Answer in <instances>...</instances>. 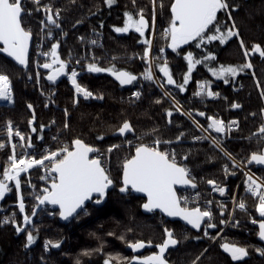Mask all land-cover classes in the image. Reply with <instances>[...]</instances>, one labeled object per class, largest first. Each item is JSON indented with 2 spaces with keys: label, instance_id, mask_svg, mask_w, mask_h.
Instances as JSON below:
<instances>
[{
  "label": "trees",
  "instance_id": "obj_1",
  "mask_svg": "<svg viewBox=\"0 0 264 264\" xmlns=\"http://www.w3.org/2000/svg\"><path fill=\"white\" fill-rule=\"evenodd\" d=\"M26 2L29 8L34 7L32 0ZM160 2L161 0H156L153 29L151 0H135V4L132 0H115L111 6L105 4L104 0H40L42 5L50 4L53 13L56 9L60 10L57 19L60 28H53L52 37L46 35L49 29L45 26L46 20L45 25L40 24L46 16L41 7L23 18L25 27L30 28L33 33L28 67L19 68L6 54L0 53V73L9 76L14 94L13 103L0 105V122L10 120L17 124L26 135H31L37 148L46 144L49 149L54 150L65 144L70 145L71 140L77 137L104 152L112 144L119 145L109 154L110 175L116 181L117 187H110L107 198L98 205L89 202L88 214L81 213L78 219H72L69 224L58 221V211L51 215L47 205L39 206L36 216L33 217L35 228L28 226L37 239L28 247L24 246L25 232L17 233L15 224L11 222L3 226L0 224V264H76L77 260L80 264H103L108 254L114 258L117 253L128 257L147 255L155 250V244L162 242L165 226L173 229L180 240L166 256L170 264H192L193 261H196V264H264V254L256 251L257 248L264 249V242L257 235L256 225L250 222L259 218V213L255 210L256 200L240 181L242 169L233 165L232 161L206 138L205 133L192 123V119L184 114L191 111L205 127L208 115H216L225 122L230 118L237 119L239 130L231 132L227 139H221V144L238 162L247 161L251 152L264 149V143H260L259 137L253 135L258 126L260 109L264 105V97L260 95L264 90V58H260L258 53H250L248 59L251 60L253 68L245 69L236 77H229L227 84L208 71V67L218 68L220 65L245 62L243 50L239 46L240 38L249 48L253 43H261L264 46V0H234L239 7L232 9V17L240 30V37H234L225 44H220L219 41L209 44L205 41V46L201 48L196 47V42L181 45L184 53L193 51L197 59L201 54L207 55L208 51H213L216 60L209 62L207 67L203 63L197 65L184 92L166 86L180 102L179 112L175 110L172 99L164 96L165 89L158 86L157 81L164 80L158 75L157 67L152 69L155 80H145L141 75L146 63L141 58L144 45L139 34L134 33L133 29L128 33H116L113 27L123 26L125 11L135 14L138 9L144 8V15L150 25L146 36L153 39L150 55L154 58V65L162 63V58L166 56L174 79L182 81V73L187 71V62L183 59V54L177 55L167 47L168 42L162 36L163 29L168 26L172 0H163V10ZM218 16L227 26H231V21L225 13H218ZM78 20L81 23L78 24ZM40 39H43L42 51H48L52 43L59 41L58 53L61 59L68 62L66 69L76 68L78 82L93 92L92 97L85 98L82 94H77L74 86L65 77L56 85L48 84L44 75L49 70L42 67H38V70L43 91L50 95L49 99L45 94L36 91L33 87L35 81L30 84L26 82L29 75H35L32 55L38 47L35 43ZM93 40L96 41L95 45L91 43ZM160 48L165 49L164 53L159 52ZM157 57L160 59H155ZM77 60H80L79 64L76 63ZM44 62L45 59L39 60V65ZM89 62H96L101 67L115 66L117 70H127L136 74L137 80L127 87H122L106 72H89ZM204 79L211 81L212 90L219 92V97L193 95L197 90L196 82ZM134 90L141 92L139 98L130 95ZM101 96L102 98H98ZM157 100L160 102L157 103ZM29 103L33 105L32 109L28 108ZM231 103H238L241 107L231 108ZM168 109L173 110L171 117L167 115ZM33 111L36 119L29 125ZM200 111L206 115L199 116ZM125 119L131 122L134 131L122 136L116 129ZM65 123L68 124L67 128L64 127ZM40 124L45 127L40 129ZM32 127H36L37 132L33 133ZM152 129H156L154 134L151 133ZM181 133L184 135L177 140L176 137ZM207 133L220 137L212 130ZM101 136L103 139H99ZM125 136L127 140L132 141L131 146L125 142ZM193 136H199L201 139L194 140ZM39 137H42V140ZM156 139L162 141V150H175L177 160L186 164L191 177L195 178L197 191L204 199L213 201L212 208L216 216L214 222L217 228L208 229L210 236H214L223 228L215 240L205 236L202 230L195 233L178 221L170 222L157 212H146L141 206L143 199L138 196L119 194L123 160L133 154L137 143L151 145ZM6 162L5 153L0 150V177ZM224 164L229 166L227 176L223 171ZM251 168L264 179V169ZM41 172L39 167L34 168L28 179H21L22 195L28 206L37 204L33 191H41L47 185L38 178ZM209 179L222 182V186L226 185V192H213V186L207 184ZM232 195L236 196L237 202L241 198L245 200L247 211L239 208L233 210ZM15 196V190L12 188L5 198L13 201ZM221 203L225 204L227 209L223 218L227 219L228 213L233 216L227 225L219 223L221 217L217 205ZM15 218L18 223V217ZM237 221L239 225L234 226ZM109 233L113 235H108ZM121 235L131 241L151 239L153 244L146 245L142 254H136L125 241L118 239ZM46 240H60L61 247L45 250ZM223 242L246 246L249 255L241 261H233L231 256L220 248ZM85 250H90L91 254L84 255ZM197 256L200 257L199 260H196ZM119 264L123 262L120 261Z\"/></svg>",
  "mask_w": 264,
  "mask_h": 264
},
{
  "label": "snow or ice",
  "instance_id": "obj_2",
  "mask_svg": "<svg viewBox=\"0 0 264 264\" xmlns=\"http://www.w3.org/2000/svg\"><path fill=\"white\" fill-rule=\"evenodd\" d=\"M105 4L111 6L115 3V0H104ZM153 5L152 10V28L155 27V8L156 0H151ZM135 4V0H132ZM33 8L27 6L26 0H0V53L6 54V57L12 58L21 66L27 67L29 64V45L32 39L33 33L30 28L25 27L23 18L25 15H30L34 10L38 11L39 8H43L46 13L47 25L45 20H41L40 24L48 27L46 33L47 36H53V28H60V24L57 18L60 15V10L56 9L53 14L52 6L50 4H41L40 0H32ZM161 10H163V0L160 2ZM239 5L234 3V0H172L170 5V18L168 26L163 29L162 36L168 42L167 47L171 48L177 55L183 54V59L187 62V71L182 73V81L174 79L172 70L169 67V61L167 57H163L162 63L154 65L153 57L150 53L152 51L153 39L146 36V30L149 29V20L144 15V8L138 9L133 12H124L123 26H113L116 33H128L130 29H134L136 33L142 38L144 45L142 60L145 61L146 67L141 75L145 80L152 81L154 79L153 67H157L166 81H157L158 86L164 88V96H168L172 99L177 112L181 111L180 102L172 94V92L166 88V85H174L179 92H184L189 80L192 79L193 70L197 65L204 64L206 67L209 62L216 60V54L213 51H208L207 55H200L197 59L193 51L183 52L181 45L189 44V42H196V47L201 48L205 46V41L209 44L214 41H219L220 44H225L234 37H240V30L236 26V22L232 17V9L238 8ZM225 13L228 20L231 21V26H227L218 16V13ZM81 23V21H77ZM103 22H101V27ZM83 40V37H81ZM93 45L96 41H91ZM59 41L52 43L48 51H41L39 55L45 58V62L38 67L50 70L47 75L48 81H56L57 78L65 73L68 62L61 59L58 53ZM239 46L243 50L245 62L240 64H228L220 65L217 67H208V71L218 79H223L225 84L229 83V77H236L239 73L245 71V69L253 68V64L248 59L250 53H258L260 58H264V46L261 43H253L251 47H247L242 38L239 39ZM179 50V51H178ZM165 49L160 48L159 52L164 53ZM50 57V59H48ZM155 59H160L157 57ZM95 61V57H93ZM77 64L80 60L76 61ZM87 69L92 73L109 72L120 85L133 84L137 80V75L127 70H117L115 66L101 67L96 62L87 63ZM37 81L39 80V72L36 74ZM78 73L75 68L71 69L68 74V79L74 86L77 94H82L85 98L92 97L93 92L87 87H84L78 82ZM197 90L193 93L194 96H206V97H219L220 93L213 91L211 87V81L204 79L196 82ZM259 86V82L257 83ZM133 96L139 98L141 96L140 91L132 93ZM261 97H264V90L260 93ZM98 98H102L98 97ZM227 99V97H225ZM0 100L6 101L11 104L14 102V94L11 85V80L8 75L0 73ZM160 101L157 100V103ZM47 106V105H46ZM231 108H240L238 103H231ZM28 108L32 109L33 105L28 104ZM172 109L167 110V115L172 116ZM264 112V109H261ZM192 119V123L201 130V132L215 131L218 134H229L232 132L233 127L238 128L239 123L237 120H229L227 123L218 118L216 115H208L206 117L208 123L207 127L202 125L197 120L191 111L184 113ZM199 116L204 117L205 112L200 111ZM65 115H67V109H65ZM36 119L35 112L33 111L32 118L28 121L29 125L33 124ZM171 122V121H169ZM45 126L39 125L40 129ZM65 128L68 124L65 123ZM33 133L37 132L36 127H32ZM133 126L130 121L125 119L122 124L116 129L120 135L124 136L125 133L133 132ZM156 129H152L151 133H155ZM259 133V142L264 143V123H261L257 129ZM6 134L9 142L15 134L19 138L18 144L21 147L22 154L17 156L16 147L17 143L11 144V153L7 156V162L3 169V178L0 179V198H4L6 193L12 190L14 186L16 195L18 197L19 213L23 214V223H17L15 213L11 217L5 216L3 220H0V224L11 222L16 225L15 231L17 233H26L25 247L33 244L37 239L33 231L28 226L35 228L33 224V217L36 216L37 210L40 205L51 204L58 206V215L63 220L78 219L81 213L87 215L88 210L86 201L93 200L95 198V204H100L105 200L108 195L109 188L115 189L117 187L116 181L110 175V168L105 167L104 153L99 148L92 144L86 143L83 139L77 137L71 140L70 145L65 144L62 147L52 149H45L42 154H39V159L33 155L29 149H33V139L30 134L26 135L18 128L13 130L12 121L7 122ZM181 133L176 137L177 140L181 139ZM207 139L211 140L213 145L219 148L232 164H236L235 157L221 144L222 137L213 136L209 134ZM42 140V137H39ZM103 139V136L99 137ZM139 139V138H137ZM194 140H199L201 137L193 136ZM251 139V136L249 137ZM125 142L130 146L131 140H127L125 136ZM162 141L156 139L151 145L147 143H137L134 149V154L123 160L122 164V177L119 184V192L122 194L131 195L133 193L144 194L146 199L141 205L143 209L148 212H154L159 210L166 214L168 217H180L187 225H190L194 229H201L204 226V235L210 236L208 229L217 228V224L214 222L216 219L214 210L210 207L213 204L212 200H206V206L201 207L199 204L193 207H189V198L186 196L178 195L177 186H191L196 188L195 178L191 177L190 171L186 164L177 160V154L175 150L169 151L168 149L162 150L160 145ZM170 143V142H165ZM7 147L5 141L0 140V149ZM119 145L112 144L108 147L107 152L111 153L113 149H117ZM187 159V157H185ZM47 162V163H45ZM255 162L256 165L261 166L260 169H264V149L259 151H253L247 161L243 163ZM38 165L45 168L46 172L50 175L43 176L41 179H47L50 183V187L43 188L42 194H36L35 200L38 202L31 209L29 214L26 211L25 198L21 194V173H26L33 166ZM223 171L225 176L229 174L228 164H224ZM246 179L244 185L246 191L253 197H256L258 203L255 204V210L259 213L258 219H252L253 225H258L257 235L261 240H264V179L254 178V175L249 171L244 172ZM8 182H14V185ZM30 183V181H28ZM207 184L212 185L214 192L224 194L227 190V186H222V182L218 183L214 179L207 180ZM33 189L35 186H32ZM195 198L199 200L200 193L196 192ZM233 210L239 208L247 211V204L243 198L238 202L236 196L232 195ZM220 213L219 223L227 225L233 216L228 213L227 219H224L226 212V205L221 203L217 205ZM239 222H236L238 226ZM130 231V229H129ZM223 231L221 228L216 232L214 236H210V239L215 240L216 236L220 235ZM164 237L162 242L155 244L157 251H151L147 255H132L121 256L119 253L114 258L111 254H108L103 261V264H119L120 261L123 264H170V261L166 257V252L170 247H174L179 244L180 240L176 236L175 231L168 227L163 229ZM108 235H113L109 233ZM118 239L125 241L133 252L139 249H144L146 245H152L153 241L148 239H137L135 241L126 240L124 235L118 237ZM185 239L187 236L185 235ZM60 248V240H46L44 243L45 250L49 248ZM220 248L224 252L230 254L233 261H241L244 257L249 255L246 246H240L237 243L223 242L220 244ZM102 250V249H101ZM256 251L264 254V249L257 248ZM90 250H85L84 255H90ZM200 257L197 256L196 260ZM76 264H80L79 260ZM192 264H196L193 261Z\"/></svg>",
  "mask_w": 264,
  "mask_h": 264
},
{
  "label": "built area",
  "instance_id": "obj_3",
  "mask_svg": "<svg viewBox=\"0 0 264 264\" xmlns=\"http://www.w3.org/2000/svg\"><path fill=\"white\" fill-rule=\"evenodd\" d=\"M42 12H44V9H43ZM53 14H54V13H53ZM57 19H59V17H58ZM42 20H46V16H44ZM42 26H43V25H42ZM35 44L38 45V47H36V49H35V51L33 52V55H32V59H33V64H32V66H33V70L35 71V74H36V73L38 72L37 61L39 62V60H41V59H45V58H44L42 55H39V52L42 51L41 45L43 44V39H40V40H39L38 42H36ZM72 68H73V67H72ZM75 69H76V68H75ZM76 71H77V70H76ZM70 72H71V68H70V69L66 72V74H65L66 79L69 81V83H71V81H70L67 77H68V74H70ZM77 73H78V71H77ZM77 79H78V77H77ZM33 81H35L33 87L36 89V91L45 94L46 98L49 99V98H50V95L44 93V91H43L41 76L39 75V80H38V81H37V76H36V75H34V77H32V75H29V76L27 77V79H26V82L29 83V84L32 83ZM48 90H49V88H48ZM134 91H136V90H134ZM132 93H133V92H132ZM132 93L130 94L131 96H133ZM0 105H9V103H7L6 101L0 100ZM261 109H264V105L262 106ZM261 109H260V112H259L260 117H259V122H258V124H257L258 126H257V127L254 129V131H253V135L258 136V137H259V133L257 132V129H258V127H259V125H260L261 123H264V112H261ZM229 120H237V119H235V118H231V119H228L227 121H229ZM237 121H238V120H237ZM7 122H8V121L0 122V140L5 141L6 144H7V147H5V148H3V149H0V150H1V152H4V153H5V157L7 158V156L11 153V144H12V143H17V147H16V150H15V151H16L17 156H19L20 154H22V151H23V150L21 149V147L19 146V144H18L19 138L16 137L15 134H13V137L11 138V141L9 142L8 137H7V134H6V126H7ZM226 123H227V122H226ZM12 124H13V130H14V133H15V130H16L17 128L20 130V128H19V126H18L17 124H15L14 122H12ZM238 130H239V127H238V128L233 127L232 132H237ZM20 131L23 132L22 130H20ZM23 133H24V132H23ZM229 134H230V133H229ZM229 134L225 135V134L221 133L220 135H221V137H222L223 139H227ZM60 147H61V146H60ZM45 149H49V148H48V146H47L46 144H43V145H41V147H39V148H37V147L35 146L33 149H29V151H30L33 155H35L37 159H39V154H40L41 152H43V150H45ZM5 150H6V151H5ZM54 150H55V149H54ZM101 152L104 153V157H105V167H108V168H109V164H108V163H109V154H110V153H108L107 151H106V152L101 151ZM45 163H47V162H45ZM235 165H236L238 168L242 169V175H241L240 181L242 182L243 185H244L243 182H244V180L246 179V177L244 176V172H245V171H249V170H250V172L254 175V178H261V177H260V176H259V175H258L253 169H252V168L250 169V168L246 167L244 163L242 164V162H240V161H239V162L236 161V164H235ZM37 167H39V168L42 170L41 175H40L38 178H39L41 181H43L45 184L47 183V185L45 186V187H47L48 184H50L49 181H48L47 179H41V177H43V176H48V175H50V174L46 172L45 168L40 167V166H38V165L33 166V168L29 169L26 173H21V179H22L23 177L26 178V179H28V176H29V174L31 173V171H32L34 168H37ZM2 174H3V173H2ZM2 174H1V177H0L1 179L3 178ZM9 183L12 184V185H14V182H9ZM43 187H44V185H43ZM45 187H44V188H45ZM244 187H245V190H246V186H245V185H244ZM12 188L15 190L14 186H13ZM196 192H198V191L181 190V191H178V194L181 195V196H186V197L189 198V205H188L189 207L196 206L197 204H199L202 208L205 207V206H206V199H204V198L200 195L199 200H197V199L195 198V194H196ZM213 192H214V191H213ZM218 193H219V192H218ZM21 194H22V190H21ZM36 194H42V191L34 190V191H33V196H34V198H35V195H36ZM15 195H16V192H15ZM251 196H252V195H251ZM254 198H255L256 201H257L256 203H258L257 198H256V197H254ZM25 205H26V210H27L28 205H27V201H26V200H25ZM35 205H36V204H35ZM33 206H34V205H33ZM33 206H32V205L29 206V210H31ZM40 206H41V205H40ZM210 207H212V205H211ZM13 213L16 214L15 216H19L18 197H17V195L15 196V199H14L13 201L6 200L5 197L2 198V201H1V203H0V220H3V218H4L5 216H9V217H11ZM50 214H51V215L54 214V211L51 210ZM20 215L23 216V214H21V213H20ZM14 218H15V217H14ZM250 222L252 223V220H250ZM7 223H10V221H9V222H6V223H2L1 225L3 226V225H5V224H7ZM202 233L204 234V230H203V229H202ZM44 249H45V248H44Z\"/></svg>",
  "mask_w": 264,
  "mask_h": 264
},
{
  "label": "water",
  "instance_id": "obj_4",
  "mask_svg": "<svg viewBox=\"0 0 264 264\" xmlns=\"http://www.w3.org/2000/svg\"><path fill=\"white\" fill-rule=\"evenodd\" d=\"M133 32L134 33H136L135 32V30L133 29ZM138 34V33H137ZM31 44H32V39H31V41H30V45H29V56H30V52H31ZM0 46L2 47V44H0ZM9 59L10 60H12L14 63H15V65L17 66V67H19V68H22V69H24V68H27V67H25V66H21V65H19L17 62H15L12 58H10L9 57ZM50 71V70H49ZM49 71L45 74V76H44V78H45V80L48 82V84H52V85H56V84H58V83H60L62 80H63V77H64V75H65V73H62L58 78H57V80L56 81H48L47 80V75H48V73H49ZM101 73H105V72H101ZM111 78H112V80L115 82V83H117L118 85H120V83H119V81L118 80H116V78L113 76V75H111V73H109V72H106ZM158 75H160L161 77H162V79L164 80V81H166V78L165 77H163V73H161L160 71H158ZM120 86H122V87H127V85H120ZM166 86H169V87H175L174 85H166ZM206 136H208V134H206ZM211 141V140H210ZM133 154H134V150H133ZM254 167V168H257V169H260V167L261 166H259V165H256L255 164V162H252V163H246V167ZM121 174H122V171H121ZM121 177H122V175H121ZM196 183V182H195ZM48 187H50V184H49V186ZM197 188H198V184L196 183V188L195 189H193L190 185L189 186H177V190H179V189H190V190H194V191H196L197 190ZM110 189V188H109ZM118 192H119V190H118ZM119 194L121 195L122 193H120L119 192ZM122 195H126V194H122ZM133 195H135V196H138V197H140V198H142L143 199V203H144V200L146 199V197L144 196V194H141V193H133ZM107 197H105V199H106ZM2 200V198H0V201ZM89 202H95V198H93V200H90V201H86V206H87V204H89ZM103 202V201H102ZM142 203V204H143ZM48 206L51 210H55V211H58V206H55V205H51V204H45L44 206ZM143 210H145V209H143ZM146 211V210H145ZM146 212H148V211H146ZM155 212H157L158 214H160V216H162L163 218H165V219H167L168 221H170V222H179L180 224H182L183 226H185L186 228H189L190 230H192V231H194L195 233H199V231L203 228V225H202V228L201 229H194V228H192L190 225H187L186 224V222L185 221H183V219L182 218H180V217H168L166 214H164V213H162V212H160L159 210H155L153 213H155ZM57 219H58V221H60L61 223H63V224H69V222H71V220L72 219H69V220H63L61 217H59V215H57ZM257 232H258V225H257ZM260 239V238H259ZM261 240V239H260ZM262 242H264V240H261ZM173 247H170V249H172ZM169 249V250H170ZM145 249H139V250H137L136 252H134V253H136V254H141L143 251H144ZM168 250V251H169ZM168 251L166 252V256H167V254H168ZM226 253V252H225ZM227 255H229L230 256V254H228V253H226Z\"/></svg>",
  "mask_w": 264,
  "mask_h": 264
},
{
  "label": "rangeland",
  "instance_id": "obj_5",
  "mask_svg": "<svg viewBox=\"0 0 264 264\" xmlns=\"http://www.w3.org/2000/svg\"><path fill=\"white\" fill-rule=\"evenodd\" d=\"M69 69H66V71L65 72H67ZM38 72H39V70H38ZM37 74V73H36ZM35 74V75H36ZM39 74H40V72H39ZM45 76V75H44ZM155 78H156V76H155ZM155 78H154V80H155ZM205 133V136H206V134H207V132H204ZM221 137V136H220ZM222 140H224L223 138H222ZM212 142V141H211ZM240 169V168H239ZM244 186V185H243ZM245 188V187H244ZM256 200V199H255ZM232 202H233V200H232ZM257 202V201H256ZM31 206V205H30ZM33 206V205H32ZM233 207V206H232ZM29 214L31 213V210H29V206H28V208H27V210H26ZM231 211H232V209H231ZM16 217H18V219H19V222L18 223H20V224H22L23 223V220H22V216L20 215V213H19V216H16ZM16 219V218H15ZM17 221V220H16ZM16 226V225H15Z\"/></svg>",
  "mask_w": 264,
  "mask_h": 264
},
{
  "label": "flooded vegetation",
  "instance_id": "obj_6",
  "mask_svg": "<svg viewBox=\"0 0 264 264\" xmlns=\"http://www.w3.org/2000/svg\"><path fill=\"white\" fill-rule=\"evenodd\" d=\"M146 247H147V246H146ZM146 247H145V248H146ZM145 248H144V249H145ZM154 249H155L154 251H157V249H156V248H154ZM145 250H146V249H145ZM145 250H144V251H145ZM144 251H143V252H144ZM169 251H170V250H169ZM169 251H168V252H169ZM143 252H142V253H143ZM142 253H141V254H142ZM149 254H150V253H149Z\"/></svg>",
  "mask_w": 264,
  "mask_h": 264
}]
</instances>
